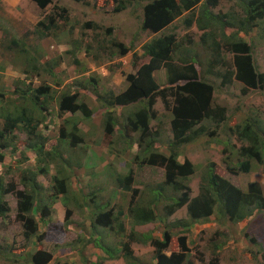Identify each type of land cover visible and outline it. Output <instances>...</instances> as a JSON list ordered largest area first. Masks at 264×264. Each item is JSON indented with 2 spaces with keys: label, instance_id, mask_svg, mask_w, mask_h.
Listing matches in <instances>:
<instances>
[{
  "label": "rangeland",
  "instance_id": "374dc122",
  "mask_svg": "<svg viewBox=\"0 0 264 264\" xmlns=\"http://www.w3.org/2000/svg\"><path fill=\"white\" fill-rule=\"evenodd\" d=\"M119 1H123V4L129 3V5L116 12L118 4H115L114 0H51V4L46 9L39 8L33 0H0V89H11L19 81L28 83L30 80H27L28 74L25 71L28 72L29 69L33 71L32 67L25 62L27 61L26 56L20 49L12 46L11 41L15 37L25 43L30 51L29 54H36L43 63L61 59L58 66L53 67L51 73L40 70L33 77V82L36 83L35 87L48 86L54 97L50 98V109L45 116L46 128L44 131L48 135L47 149H53V152H56L58 147L56 139L59 138V125H61L57 115L60 114L59 102L63 93L80 95L79 103H86L89 108L92 107V110H95L93 113H96L97 122L102 125L101 119L104 114H101L99 109L103 106L93 91L102 95H108V93L118 95L124 92L129 86L127 76L136 72L143 63L149 60V57L144 54L143 46L159 36L175 35L181 46L180 52L184 49L185 53L190 49L199 55L200 61H203V66L200 69L202 79H206L216 87L213 104L226 107L229 115L228 120L218 127L212 122H204L203 125L208 129L206 133L201 134L195 142L183 145L180 150L186 151V156L196 166V173L187 181L193 192V197L200 193L203 173L206 167L212 163H216V171L219 175L242 191L247 192L249 184L254 181L261 182L264 189V157L262 162L252 161L253 173L244 174L239 170L240 163L244 160V158H240L241 148L249 146L254 142V139L264 142V89H251L244 93L243 84L236 80L230 86L221 88L220 77L206 74L205 71L210 67L213 57L209 56L211 55L210 50L208 51L201 41L205 32L200 30L195 23L191 27H187L185 24L186 14L175 20L163 32L151 34L143 31L141 27L143 14L141 9L148 3V0ZM87 2L89 6L83 4ZM232 6L231 2L222 0L221 5L213 11L227 13L232 9ZM196 14L197 10H195ZM52 19L54 20L52 21ZM88 23H96L106 28L97 30L92 26L86 27L85 25H89ZM52 24L55 27L51 29L50 25ZM261 28L257 27L251 36H246L240 30L233 29L227 30L226 34L232 39L242 38L251 46L258 71L264 74V36ZM37 29L44 32L46 37L43 40H38ZM219 34L220 32H217V38L209 35L205 37L208 45H213L215 39L221 44L220 58H218L220 64L215 66V71H232L234 70V54L229 52L228 42L220 39ZM124 49H128V52L121 55V50L124 51ZM173 57V62L177 63L176 58L179 57V53L174 54ZM76 60L79 62L78 65L75 63ZM156 77L159 84L168 85L166 69L158 71ZM93 79L95 82L90 83ZM77 86L84 87L82 90H78ZM56 100L58 111L55 109ZM169 101L171 106L167 107L164 101L158 97L153 107L155 116L150 120V134L158 136L155 146L160 147L164 154H169L167 147L174 139L171 128L173 120L171 97H169ZM17 106L16 98L0 97V129L5 116L14 113ZM136 106L138 110L140 106ZM120 109L123 108H117L114 114L118 115ZM132 111L130 110V112ZM78 117L83 118V114H78ZM96 120L88 119L84 123L90 128L85 135L89 146L98 140L102 142V131L99 133L100 128H98ZM200 127L202 126L199 125L194 129ZM247 129L248 139H240L238 133H243ZM120 131L121 129H117V135L114 133L108 137L106 142L111 138L108 145L113 144V140L120 144L125 142L120 139ZM130 131L127 142L130 143L129 150L132 149V152H127L129 146L126 145L125 152L120 155L122 159L117 161L115 167L118 175L120 173L130 175V173L127 174L128 172L135 175L131 185L138 192L135 196V199L138 200L145 184L165 179V170L158 169V167L149 170L144 166L145 164L138 161V158L143 156L145 148L140 146V133L133 132L131 129ZM210 133H214V136H211ZM13 136L18 148L16 154H12L10 147L6 149L0 147V155L4 154V159L0 160V180L7 187L12 185L16 190L8 192L9 194L5 196L4 201L9 204L10 212L6 217H0V264H31L32 256L40 251L51 256L52 260L49 264L156 263V251L152 245H136L137 256L134 257L137 258H132L131 263L126 259L106 262L105 257L101 254L104 251L105 253L110 252V255H116L121 239L114 237L109 230H106L105 225H98L100 224L97 222L99 215L109 211H112L113 218L118 216L119 211L129 214L134 192L121 193L119 197L117 195L112 200L115 202L113 208L109 206L106 209V206L100 205L97 210L94 208V214H92L93 208L90 203H87L89 204L88 210H84L82 204L84 199L75 200L68 195L70 201H75L70 206L73 208V213L68 222L66 221L67 210L59 205L62 200L59 197L56 200L53 199L55 191L51 179L49 177H44L45 180L41 178L42 181H46L45 185L50 183V186H44V193H46L47 200L52 197L50 201L51 219H48L49 223L42 222L40 224L41 221L38 222V231L34 236L27 237L24 224L17 217L18 198L16 193L18 190L24 189L22 180L29 177L32 172L39 171L43 164L36 158L28 157L27 153L22 152L24 155L21 156V151H24L29 140L24 127L16 131ZM0 145L2 146V144ZM81 147L79 146V148ZM108 149L115 152L120 148L115 145L114 148ZM118 152L121 151L118 150ZM115 158L119 157L115 156ZM96 161V158L92 159L94 164ZM119 161L124 162V167L118 166ZM229 167L238 169V171L235 173L227 171L226 169ZM112 187L114 188L116 185ZM109 191L103 194V199L107 200L110 197ZM65 199L64 202H66ZM57 201L59 202L57 203ZM166 206L167 203L164 202L155 208L158 214L157 220L152 222L149 230H141L145 232L143 235L155 234L153 237L158 240L161 239L160 235L163 230L168 231L166 233L171 234V241L166 254L179 253V238L185 237L190 252L186 255L183 264H264V210L255 212L253 215L255 218L249 222L248 226H245L243 231L239 230L238 224L227 223L222 226L215 217H212V220H216L207 226L196 227L199 229V234H196L193 230L196 224L192 222L187 206L170 218L164 214ZM103 221L104 218L101 222ZM107 221L109 218H105V222ZM111 221V230H114L124 223V218L120 216L115 222L114 219ZM93 222L96 223L99 231L93 227ZM216 222L218 225L215 224ZM125 224L127 229L131 227L129 219L125 220ZM90 228L91 231H88ZM242 228L240 227V229ZM185 231L187 235L183 234ZM88 232L89 234H87ZM251 238L256 240V244L251 243ZM161 241H164V237ZM225 242L226 245L222 248H216ZM100 246L108 249L109 252Z\"/></svg>",
  "mask_w": 264,
  "mask_h": 264
},
{
  "label": "trees",
  "instance_id": "16d2710c",
  "mask_svg": "<svg viewBox=\"0 0 264 264\" xmlns=\"http://www.w3.org/2000/svg\"><path fill=\"white\" fill-rule=\"evenodd\" d=\"M41 9H46L51 4V0H33ZM82 1V0H80ZM222 0H148L147 4L141 9L143 31L157 34L165 30L175 20L187 15L185 24L191 27L194 23L197 27L204 31L201 39L202 44L213 57L210 67L205 71L208 75L221 78V88H226L233 84L236 80L243 84L244 93L251 89H264V74L258 71L255 59L252 54L251 46L242 38L232 39L226 34L227 30H240L246 36H251L257 27H262V35L264 36V0H227L233 4L232 9L227 13H215L213 10L221 5ZM116 12L125 9L129 3L123 4V1L114 0ZM89 6V3H83ZM195 10L197 14L195 15ZM54 19H52L53 21ZM54 23V22H53ZM86 27L92 26L94 29L103 30L104 26L96 23H88ZM218 26V28H216ZM51 29L55 27L50 25ZM1 28V27H0ZM110 32V29H108ZM217 32H220L219 38L227 41L228 50L234 54V70L225 72L215 71V66L220 64V41L216 39L213 45H208L205 41L206 36H214L217 38ZM36 34L38 40H43L46 36L44 32L37 29ZM12 46L26 56L29 66L32 70L25 71L28 74L27 81H19L11 89H0V97L16 98L18 102L17 109L14 113L7 114L0 129V147L12 148V154L18 152L16 139L13 136L16 131L25 128L29 136L28 145L21 156L28 150L35 151L38 146L44 144L42 135L38 132V127L45 119L46 113L50 109L51 99L54 98L48 86L35 87L33 77L38 71L51 73L54 66H58L61 59L52 61L51 63H43L36 54H29L25 43L16 37L11 41ZM78 44V43H77ZM79 47V45H77ZM210 46V47H209ZM144 54L149 57L148 62L143 63L135 74L127 76L128 88L120 93L102 95L93 91L98 100L102 103L103 108L114 110L106 112L104 117V130L106 137L115 133V129L120 127V138L127 142L130 129L133 132L140 133V146L145 148L143 156L138 158L141 164L151 167L163 168L165 170V179L160 182H153L144 185V189L138 200L135 199L137 191H134L129 214L136 219L135 224L145 225L157 220L158 214L155 208H158L164 202L167 206L164 208L165 216H171L177 210L187 206L189 215L193 221L208 220L212 216H216L219 221L225 225L238 224L246 221L257 211L264 210V189L259 182L250 183L248 191L244 192L237 188L229 180L219 175L216 171V163L206 167L203 173V183L200 187L198 196L193 197L191 187L187 181L196 173V166L186 156V151H180L183 145L195 142L200 135L206 133L204 122H212L217 127L228 120V110L223 105L214 106V93L216 87L209 83L206 79H202L201 68L203 61H200L199 55L190 49L181 51V46L177 42L175 35L159 36L151 42L143 46ZM36 51V50H35ZM128 49L121 50V55H125ZM179 53L176 62H173L174 54ZM30 56H29V55ZM181 54V55H180ZM25 56H22L25 58ZM76 65L79 62L75 61ZM166 69L168 73V85L158 83L157 72ZM93 79L90 83H94ZM24 86H26L24 88ZM79 86V85H78ZM82 90L84 86L78 87ZM15 94V97L13 95ZM80 95L68 94L61 98L59 102V112L61 115L70 113H82L87 119H90L95 110H91L86 103H79ZM160 97L165 106L170 107L169 97L173 100V120L171 128L173 133V142L169 143L167 149L169 154L161 152L160 147L155 146L158 142V136L150 134V120L155 116L153 107L157 98ZM26 104V105H24ZM140 108L137 110V106ZM132 107V112H127L120 117L116 112L117 108ZM123 114V113H122ZM40 116V117H39ZM118 116V117H117ZM199 129H194L197 126ZM80 129L77 124H73V128L67 132L64 126L61 131L63 138H69L71 144L81 143L83 140L79 135ZM214 136V133H210ZM248 129L245 132H239L238 137L242 140L248 139ZM252 139V138H251ZM40 140V142H39ZM24 154H23V153ZM43 151L41 150L40 153ZM4 154L0 155V160L4 159ZM264 157V142L254 139L249 146H243L240 152L241 161L239 170L244 174L254 171L253 160L262 162ZM55 160V159H54ZM58 163L68 164L65 160ZM140 167V166H139ZM233 173L237 172L235 168L226 169ZM43 169L42 172H46ZM115 176V173L113 174ZM37 174L31 173L30 178L26 177L22 180L23 190H18V219L23 222L25 235L27 237L34 236L39 229L38 219L36 217V208L43 214H51L50 201L40 192L41 186L36 183ZM135 175H117L116 182L126 189H131ZM10 191H16L15 187H8L0 180V217L4 218L10 212L9 204L4 201L5 196ZM53 199L56 200L59 195H66L68 192L65 177L56 176L54 178ZM48 211V212H47ZM124 213L119 211L118 216L113 218L112 211L99 215V226L110 227L112 219L114 222ZM70 212L67 213L66 221L70 219ZM104 218V221L101 220ZM105 218L109 221L105 222ZM112 218V219H110ZM42 220V219H41ZM69 222V221H68ZM67 222V223H68ZM95 222L93 227L98 228ZM122 228V224L119 225ZM186 234V231L185 233ZM170 233H166L164 241L154 239L148 235H142L143 242H151L156 251V264H183L186 255L190 252L185 237L179 238V253L166 254L170 245ZM224 236V235H223ZM251 243L256 244V240L251 238ZM226 242L220 244L216 248H222ZM103 248L102 246H100ZM105 249V248H103ZM106 250V249H105ZM109 252V250H106ZM125 257L133 256L131 248L126 245L124 247ZM110 253V252H109ZM133 258V257H132ZM52 258L45 252H38L32 256L31 264H49Z\"/></svg>",
  "mask_w": 264,
  "mask_h": 264
},
{
  "label": "crops",
  "instance_id": "0c3cea01",
  "mask_svg": "<svg viewBox=\"0 0 264 264\" xmlns=\"http://www.w3.org/2000/svg\"><path fill=\"white\" fill-rule=\"evenodd\" d=\"M135 73L136 72H133L132 74H135ZM65 95H68V94L63 93L61 95V98H63ZM55 102H56L55 109L58 111V102H57V100ZM90 109L92 110V107H90ZM122 110H124L125 112L126 111L130 112V110H133V108L128 107L126 109L123 108V109L118 110L119 111L118 116H120V117L124 116V114H125L124 111L122 112ZM99 111L101 112V114H104L102 119H101L102 125L97 122L96 113H93V115L91 116V119H89V120L93 119V120H96V122L98 123V126H99L98 128H100L99 133L102 131V136H101L102 142H100V140H98L92 144L89 143L90 146L87 144L86 139H85V135H87V132H88V130H90V128L85 126L84 123L87 122L85 120H88V119L85 118L84 116H83V118H81V117L77 118V115L78 114L82 115V113H80V112H78L76 114L67 113L64 115L58 114L57 116H58L59 121L61 122V125H59V138L56 139L58 142V147H57L56 152H53V149L52 150L47 149L48 135H46L45 131H44V129L46 128L45 123H44L46 118L42 120V123L38 127V132L42 135V137L44 139V144L41 146H38L35 149V151H32V150L27 151L28 157L36 158L37 160H39L43 164V166L40 167L39 171L33 172V173L37 174L36 183H38L41 186L40 192L44 193V190H45L44 186H47V185L50 186V183L49 184L47 183L45 185L46 181H42L41 178L44 179V177H47V178L49 177L51 179V182H52V185L54 188V178L56 176H59L60 178L65 177L68 192L66 195H59L58 197L63 202L62 201L59 202L60 201L59 200V201H57V203L59 202V205L63 209L65 208V210H67V213L70 212V215H72V213H73V211H72L73 208L70 206L73 205V203H75V201H70L67 197L68 195L71 196L72 198H74L75 200L76 199H80V200L84 199V202H82V204L84 205L83 206L84 210L85 209L88 210L87 206L89 204H87V203H90L92 205V208H93L92 214H94V208H96V210H97L100 205L106 206V209H108L109 206L113 208L115 206V202H113L112 200L117 195L119 197L121 193H133L135 191V188L133 189V185H132L131 189H126V188L121 187L119 185V183H117L115 181L116 177L118 175L115 164L117 163V161L119 159H122V157L120 155L122 152L123 153L125 152L124 149H125L126 145L129 146L127 149V152H129V153L132 152V149L129 150L130 143L123 142V144H120V143H116L113 140V144L108 145L111 138L109 139L108 142H106L108 137H106V135H105L103 122H104V117H105L106 112H113L114 110L105 109L102 107L99 109ZM73 124L78 125V128L80 129L79 135L83 140L81 143L76 144V146L71 144V140L69 138H63L61 136L62 128L64 126H66L67 132H69L73 128ZM117 129L120 130V127H117L115 129L116 135L118 133ZM120 134L121 133H119V136H120ZM39 142H40V140H39ZM115 145H117L120 149H117L115 152H111L108 148H110V147L114 148ZM121 145H124V146L122 147ZM79 146H82V147L79 148ZM41 150L43 151L42 153H40ZM118 150H120L121 152L119 153ZM115 156L116 157L118 156L119 158L117 159V158H115ZM94 158L97 159L95 164H94V162H92V159H94ZM58 159L65 160L68 164L62 165V164L58 163L59 162V161H57ZM118 166L120 168L124 167V162L119 161ZM144 166L148 167L149 170H153L156 168V167L148 166L146 164ZM43 169H46L47 171L42 172ZM161 170H163V169H161ZM253 172L254 171H252L248 174H251ZM114 173H115V176H113ZM129 173L130 172H128L127 174H129ZM121 175L122 174L120 173V176ZM30 176H31V174H30ZM30 176L28 178H30ZM123 176H126V175H123ZM254 182H259V181H254ZM150 183H153V182H150ZM259 183H261V182H259ZM113 185H116L117 188L116 187L113 188L112 187ZM107 191L110 192V197L107 200H105V199H103L104 198L103 194H105ZM45 195H46V193H44V196ZM64 198H66L65 199L66 202H64ZM102 203H104V204H102ZM51 208H52V206H51ZM181 209L177 210L176 213H178ZM34 211L36 212L35 215H36L38 221L39 222L41 221L40 224L42 222H46V223L50 222V220H48V219H51L50 218L51 214L48 215V213H46V215L43 217V214H41L37 208ZM175 214L168 216V217L170 218V217L174 216ZM121 217L124 218V223L122 224V228H120V226H119L118 229L111 230V226L106 227V230H109L114 235V237L121 239L119 246H118L119 248L116 250V255H110V253H105L104 251H103V253H101L102 256L105 257L106 262L116 261L119 259L124 261V259H126L128 262L131 263L132 257H133V259L137 258V257H134V256H137L136 255V253H137L136 245H151L150 241H148V242L142 241L143 239L141 236L145 232H143L141 230H149L152 223L145 224V225L141 226V225L135 224L136 219L133 218L130 214H123ZM212 217L216 218V216H212ZM212 217H210L208 220H200V221H193L191 219L192 222H194V224H196V226L193 227V230L196 232V234H199V229H197L196 227L207 226L208 224L214 222L217 219L216 218L215 220H212ZM253 218H255V217L252 216L249 219H247L246 221L238 223V225L241 228L243 227L242 229H240V227H239V230L243 231L245 229V226L246 225L248 226L249 222L251 220H253ZM126 219H129L130 223H131V227L129 229L126 228V224H125ZM217 220L219 221V219H217ZM219 222L222 226L225 225L222 221H219ZM215 224L218 225L217 222ZM88 231H91V228ZM96 231H99V228H97ZM249 231H251V230H249ZM166 232H168V231L163 230V233H161V235H160L161 239H159V240H163V237H165ZM87 234H89V232ZM154 235L155 234H152V235L150 234L148 236H151L152 238L155 239V237H153ZM186 235H187V233H186ZM227 240H228V238H227ZM230 242L231 241H229V243ZM126 245H128L131 248V251L133 253L132 257H129V258L125 257L124 247ZM101 258H103V257H101Z\"/></svg>",
  "mask_w": 264,
  "mask_h": 264
},
{
  "label": "clouds",
  "instance_id": "9594fccd",
  "mask_svg": "<svg viewBox=\"0 0 264 264\" xmlns=\"http://www.w3.org/2000/svg\"><path fill=\"white\" fill-rule=\"evenodd\" d=\"M163 31H164V30H163ZM163 31H162V32H163ZM160 33H161V32H160ZM159 71H160V70H159ZM252 183H254V182H252Z\"/></svg>",
  "mask_w": 264,
  "mask_h": 264
}]
</instances>
